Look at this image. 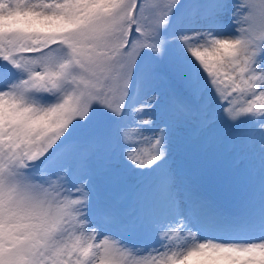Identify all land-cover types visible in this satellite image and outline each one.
Returning <instances> with one entry per match:
<instances>
[{
  "label": "snow or ice",
  "instance_id": "6c2138e0",
  "mask_svg": "<svg viewBox=\"0 0 264 264\" xmlns=\"http://www.w3.org/2000/svg\"><path fill=\"white\" fill-rule=\"evenodd\" d=\"M0 264H264V0H0Z\"/></svg>",
  "mask_w": 264,
  "mask_h": 264
},
{
  "label": "rangeland",
  "instance_id": "374dc122",
  "mask_svg": "<svg viewBox=\"0 0 264 264\" xmlns=\"http://www.w3.org/2000/svg\"><path fill=\"white\" fill-rule=\"evenodd\" d=\"M188 145L187 150L173 152V166L183 167L193 181L200 184L226 209H231L235 203L234 182L244 174L249 161L236 158V151H229L227 144L211 143L209 146L203 137L189 138ZM205 157L211 158L210 165L204 163ZM126 183L131 185L135 180L129 177ZM129 191L121 185L113 192V197L127 203Z\"/></svg>",
  "mask_w": 264,
  "mask_h": 264
}]
</instances>
